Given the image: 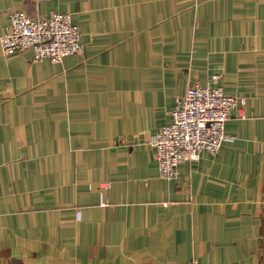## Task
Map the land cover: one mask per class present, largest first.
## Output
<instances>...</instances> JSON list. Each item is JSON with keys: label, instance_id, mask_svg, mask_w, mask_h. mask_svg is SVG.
I'll return each mask as SVG.
<instances>
[{"label": "crops", "instance_id": "obj_1", "mask_svg": "<svg viewBox=\"0 0 264 264\" xmlns=\"http://www.w3.org/2000/svg\"><path fill=\"white\" fill-rule=\"evenodd\" d=\"M15 11L70 15L83 53L6 55ZM195 84L246 104L165 179L151 142ZM193 261L264 264V0H0V264Z\"/></svg>", "mask_w": 264, "mask_h": 264}, {"label": "built area", "instance_id": "obj_2", "mask_svg": "<svg viewBox=\"0 0 264 264\" xmlns=\"http://www.w3.org/2000/svg\"><path fill=\"white\" fill-rule=\"evenodd\" d=\"M10 19L7 32L1 37L6 55L33 49L35 61L49 59L61 63L68 56L84 51L80 28L68 14L52 12L47 17L32 18L15 11ZM245 104L243 97L227 95L219 85L190 87L184 97L177 99L172 122L152 139L160 176L175 178L179 165L197 160L202 151L217 154L228 139L225 127L232 112ZM240 114L245 117L241 111ZM192 264L203 263L193 261Z\"/></svg>", "mask_w": 264, "mask_h": 264}]
</instances>
